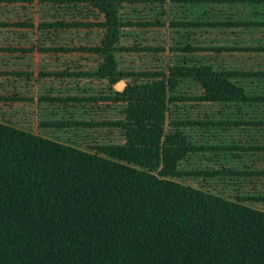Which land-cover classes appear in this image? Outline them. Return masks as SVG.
Returning a JSON list of instances; mask_svg holds the SVG:
<instances>
[{"label":"trees","instance_id":"obj_1","mask_svg":"<svg viewBox=\"0 0 264 264\" xmlns=\"http://www.w3.org/2000/svg\"><path fill=\"white\" fill-rule=\"evenodd\" d=\"M0 2V264H264V0Z\"/></svg>","mask_w":264,"mask_h":264},{"label":"rangeland","instance_id":"obj_2","mask_svg":"<svg viewBox=\"0 0 264 264\" xmlns=\"http://www.w3.org/2000/svg\"><path fill=\"white\" fill-rule=\"evenodd\" d=\"M21 4H15V3H13V4H3V3H1L0 2V14H2V13H7V14H10V15H3L2 14V19L0 18V20H3V19H6V18H9V16H12V15H14V17H13V19H16V20H18V18H21V16H23L24 15V11L22 12L21 11ZM34 11L36 12L37 11V8L35 7L34 8ZM263 13H264V9H263ZM255 34V33H254ZM262 36V37H264V31H262V32H260V33H258V35H256V36ZM3 38V36H2V34L0 33V40ZM1 42H0V48H1ZM3 78H1L0 77V91H4L6 94H10V92L9 91H12L11 89H9V91H7V90H3L1 87H3ZM123 87H124V83L123 82H120V83H118L116 86H115V89L117 90V91H121L122 89H123ZM9 106H7V107H1L0 106V116H2V115H6V114H9V111H10V109L11 108H13V107H15L14 109H17L19 112H20V114L23 116L22 117V119L20 120V119H18V120H20V121H18L19 123H14V124H16V125H18V126H20V127H23V128H28L27 126H28V123H26V121H27V119L29 118V116L27 115V111H29L28 109H26L24 106H22V105H19V104H15V105H12L11 107H9ZM32 107H34L35 108V106H32ZM5 108H7V109H5ZM4 112V113H3ZM19 114V115H20ZM13 115H15V114H13ZM1 118V117H0ZM4 123H9V124H11L12 123V121H11V119H7L6 121H4ZM29 123H31L32 124V127H29V130L31 131V132H33V133H37L38 131H37V121H36V118L34 117H30L29 118Z\"/></svg>","mask_w":264,"mask_h":264}]
</instances>
